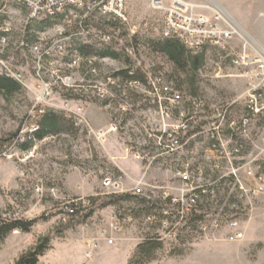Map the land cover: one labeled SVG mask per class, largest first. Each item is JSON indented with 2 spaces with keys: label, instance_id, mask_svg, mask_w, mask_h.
Instances as JSON below:
<instances>
[{
  "label": "rangeland",
  "instance_id": "374dc122",
  "mask_svg": "<svg viewBox=\"0 0 264 264\" xmlns=\"http://www.w3.org/2000/svg\"><path fill=\"white\" fill-rule=\"evenodd\" d=\"M180 1L191 5L193 8L189 11L194 15L208 17L212 14L209 8L218 3L236 26L234 50L264 57V0ZM3 9L16 12L11 19L12 30L7 34L9 42L2 49L6 50L4 66L21 88L11 95L0 93V141L5 147L0 152V221L23 219L33 220L34 224L28 232L16 230L0 241V264H13L21 253L44 236L50 238V248L37 264H264V192L256 194L251 189L252 182L247 173L249 157L254 150H250L244 163L237 166L249 208L242 211L235 228L226 223L216 226L208 221L206 229L201 231L200 225L193 227L186 222L161 226L149 220L143 205L138 202L140 196L135 193L147 188L162 189L174 198H183L185 203V195L192 188L188 174L158 167L150 157L132 150V144L126 141L129 135L131 141L136 138L138 130L134 125L127 124L129 135L123 138L118 130L111 128L109 110L102 104L87 102L81 96L77 87L83 79L81 66L76 65L69 71L65 69L58 76L50 72L43 78L45 82L36 79L26 52L36 59L39 53L32 47L38 41L25 48L26 13L17 2L3 3ZM126 12L127 21L119 22L95 11H77L78 18L85 22L80 24L68 11L70 25L54 28L62 22L61 16L59 23L40 33L46 32V39L53 43L61 31L65 33L69 37L63 41V48L67 52L71 49V55L78 56L71 39L93 51L108 47L116 53L124 52L135 69L137 67L148 75H162L178 86L184 96L203 98L209 104L233 102L239 106L243 103L241 98L248 90V84L257 79L241 75L239 63H234L238 60L235 56H227L230 65L226 64L225 69L209 70L226 59L225 46L207 48L203 53L185 49L184 62L177 66L152 48L153 42L163 39V11L149 7L145 0H128ZM41 19L45 17L35 21ZM104 35H111V41H103ZM39 37L40 34L38 40ZM126 46L133 50L129 47L126 51ZM48 54L52 57L46 56V60L66 61L63 51L48 50ZM108 58L98 63L97 74L110 75L117 67L125 66L120 60ZM263 70L264 67L257 69L256 74L260 75ZM57 83H61V87L53 89ZM64 86L69 89L67 92L62 90ZM99 86L107 91L103 85ZM132 93L135 100L139 98L136 92ZM42 94H48V98L41 104L39 113L44 108L53 109L74 122L79 116L80 123L75 126L73 122L74 128L65 122L61 132L34 140L27 150H22L19 145L22 138L18 144L9 147L7 140H15V134L22 137L32 131L34 117L29 111L38 105L37 99ZM160 113H144L152 144L157 140L153 137L158 131L156 125L160 123L163 129L164 123L171 122L166 117L160 119ZM28 115L30 118L26 120ZM89 128L94 131L93 135ZM96 131L104 132V138L99 142L94 136ZM254 138L264 151V129ZM231 168V164H226L224 169ZM106 177L109 181H105ZM198 177L194 181L202 183L203 177ZM123 194L133 198H116ZM103 203L106 204L102 206ZM72 204L78 205V209H71ZM159 206L158 202L157 208ZM88 211L91 215L84 218ZM209 215L214 213L211 211ZM170 228H174L175 235H168ZM238 232L241 237L236 235ZM150 239L158 246L138 255L139 245H147Z\"/></svg>",
  "mask_w": 264,
  "mask_h": 264
},
{
  "label": "built area",
  "instance_id": "2783aa9c",
  "mask_svg": "<svg viewBox=\"0 0 264 264\" xmlns=\"http://www.w3.org/2000/svg\"><path fill=\"white\" fill-rule=\"evenodd\" d=\"M3 1L0 0V29L12 30L11 19L16 12L3 9ZM74 1H82L80 12L103 13L110 12V9H117L119 13H122V20L118 21H127L126 3L128 0H13V2H18L26 13V24L32 22L34 15L52 13L58 16V19H61L62 16L61 20L65 21V24L62 22L56 24V28H65L71 23V21L69 23L67 14L63 13V6H70V15L75 18L74 21L79 20L80 24L84 22L83 19L78 18L77 11L71 9V2ZM145 1L149 7L163 11L161 31H168L171 35H175L186 49L189 45H196L197 51L203 48H214V45H223L226 50V58L235 56L239 60L238 70L241 75L247 76L248 79L256 77L257 81L248 84L249 88L241 98L243 100L241 105L247 110L244 115L231 118L228 121L226 108L233 102L209 104L203 98L184 96L179 89H175L160 74L148 75L146 73L144 74L145 83L130 82L118 90L119 77H116L115 74L121 69H130L129 66L117 67L110 75L97 74L98 63L108 59L97 55L85 57L76 56L74 53L71 55L72 53L63 48V41H66L69 36L62 31L56 36V43L46 39V32L40 33L38 43L34 45V50H38L39 53L36 59L32 53L26 52L29 63L32 65L33 74L35 73L34 77L42 81L45 76H49L50 72L51 74L56 73L58 76V74L64 73L65 69L69 71L76 65L81 66L84 69V72L81 73L83 79L77 83V87L82 93L81 96L85 97V101L104 105L109 110L111 128L118 130L123 138L129 135L126 131L127 124L134 125L138 130L135 133L136 138L131 141L129 135L126 142L132 144L133 149L132 147L131 149L136 154L150 157L158 167H165L177 174H188L187 180L192 183L191 190L185 195V203L183 198H174L171 196L172 194L162 189L147 188L146 191L142 190L139 194L138 192L133 193L146 199L161 198L162 201L169 199L165 203L163 214L177 213L180 215V220L195 210L203 216L201 231L206 229L208 221H212L216 226L226 223L235 228L240 221L242 211L249 208L246 200L247 193L237 166L244 163L250 150H254V153L249 157L250 165L247 169L252 182L251 189L256 194L264 192V151L263 148L257 146L254 138L262 128L264 129V70L260 75L256 74L257 69L264 67V57L259 54L249 56L245 50H234L233 38L236 35V26L232 23L229 13L218 3H213L209 8L212 14L208 17L202 14L194 15L189 11L193 7L180 0H168V4H164L166 0ZM82 31L84 32V30ZM111 38V35H104L103 41L110 42ZM22 45L20 46L22 47ZM126 47L128 48L124 49L128 51L130 46ZM130 49L133 50L131 47ZM47 50L65 52L66 61L46 60ZM5 53L6 50L2 49V43H0V68L2 67V74L9 76L10 72L4 66L6 64ZM252 53L255 51L253 50ZM67 57H74V64H67ZM225 68L224 64L218 63L213 68L210 67L209 70L221 71ZM131 70L135 71L137 67L136 69L133 67ZM129 73L131 74V72ZM57 84L53 89L61 87V83L58 84L59 86ZM99 85H103L107 91L101 89ZM65 88V86L62 87V90ZM53 89L50 88L51 93ZM65 90L67 92L69 89ZM129 91L136 92L139 96L138 104L135 105L130 101ZM47 98L48 94L44 96L42 94L37 99L38 105L29 111L32 117L41 111V104H45ZM147 111L161 112L160 119L166 117L168 121H171L167 125L164 123L166 127L163 129H161L160 123L156 125L158 131L153 137L157 140L153 144L145 120L144 113ZM31 127H35V125L32 124ZM88 131L93 135L94 131L91 128ZM103 135V131H96L94 136L99 142L104 138ZM237 140L242 142H237ZM254 146H256L255 149ZM245 148H248L247 152L243 151ZM226 164H231L232 168L225 170ZM211 174H214L216 181L220 182L221 187L218 190L213 188L215 181L212 182ZM198 175L203 177L202 183L194 181L199 178ZM105 181H109V179L107 178ZM197 191L202 194L209 193L212 196L213 200L210 206L196 208L199 196ZM154 193L157 194L154 195ZM217 194L223 197L216 199ZM211 211L214 213L213 216L209 215ZM162 224H169V221L163 220ZM171 231L172 228L167 231L169 236L174 235L171 234ZM236 235L241 237L240 232Z\"/></svg>",
  "mask_w": 264,
  "mask_h": 264
},
{
  "label": "trees",
  "instance_id": "16d2710c",
  "mask_svg": "<svg viewBox=\"0 0 264 264\" xmlns=\"http://www.w3.org/2000/svg\"><path fill=\"white\" fill-rule=\"evenodd\" d=\"M53 19V20H52ZM113 19V18H112ZM116 20V19H115ZM35 21V20H34ZM32 21L27 26H25V34H24V45L25 48L30 47L31 45L36 43L38 41V34H40V31H44L45 28L53 25L54 23H58L60 19H58V16L55 17H47L45 19H41V21ZM118 21V20H117ZM85 22H83L84 24ZM3 31L0 29V35H3ZM70 42L74 44V50H76V53L80 55L81 57L89 56V55H97L99 57H110L112 59H117L120 60L124 65H128L130 69H121L119 70L115 76L119 77V88L118 90L121 89V87L127 83H145L146 78L144 73L141 71V69H137L135 71H132L131 68L134 66L131 65V61L127 56H125L124 52L122 53H116L114 50L108 47H101L98 50H91L90 47L88 46H81L79 43L73 42L71 39ZM23 45V46H24ZM152 48L155 51L163 53L171 62H173L175 65L179 66L182 65L184 62V51L185 47L183 44L180 43V40L177 38L173 37H163L162 40L153 42L152 43ZM218 47H215L213 49H217ZM193 51H197V49H190ZM207 48H203L202 50L199 51V53H203V51ZM212 49V48H209ZM220 49V48H219ZM68 52L71 53L72 50L68 49ZM230 60L228 58L224 59V61L220 62L226 66L230 65ZM131 72V74L129 73ZM126 86V85H125ZM172 86L175 89H179L178 86L173 85ZM21 88L20 83L14 79L11 76H7L5 74L0 73V93H3L5 95H11L16 91H19ZM116 89V87H114ZM128 96L131 99V102L133 104H138L140 101L138 97L136 100L134 99V95L132 91L128 92ZM246 109L244 108L243 105H230L226 108V113H227V120L231 118H238L241 115H244L246 113ZM37 117L32 118V123L35 125V127L31 128V132H26L22 137L17 136L15 134V140L9 139L8 146H13V143L18 144L19 140L22 138V142L19 143L20 147L22 150H27L29 147H31V144L34 140H40L44 138L47 135H53L56 133L61 132L62 127L65 122H69L70 127H74L73 121L71 119H66L64 117V114L57 113V111H53L52 109L44 108L42 113H36ZM30 118L29 115L26 117V120ZM31 123V124H32ZM19 138V139H18ZM237 142H242L241 140H237ZM8 147V148H9ZM5 147L0 141V152H2ZM244 152L248 151V148L243 149ZM211 179L213 183V188L219 189L221 187L220 182L216 181V176L214 174H211ZM199 196L197 198V203H196V208L201 209L204 206H210L213 198L212 196L207 193V194H202L200 191L196 192ZM129 196V197H128ZM135 196V194H134ZM140 196V195H138ZM133 198L131 195L123 194L116 196L117 199H123V198ZM223 197L222 195H216L217 198ZM150 198L146 199L142 196L138 199V202L143 205V208L145 209L146 213L148 214L149 220H152L153 222H157L160 225L162 224L163 220H168L169 224L170 223H177V222H186L193 227H196L200 225V227L203 226V216L197 212L191 211L187 215L183 216V218L180 220V215L179 214H168L164 215L163 214V208L165 206V203L169 201L163 200L160 201L159 199ZM159 202V209L157 208ZM106 203H103L102 206H104ZM78 205L72 204L71 209H78ZM67 208H65L66 210ZM155 212H154V211ZM153 211V212H152ZM91 212L88 211L83 217L86 218L87 216H90ZM34 224L33 220H23V219H10V220H2L0 221V241H2L8 234H10L13 231H21V232H28L32 225ZM162 226V225H161ZM174 228H172L171 234H174L173 231ZM50 238L48 236L41 237L37 240V242L34 244L33 247L29 248L25 252L21 253L17 259L13 262V264H37L38 260L41 256L44 255V253L50 248L49 245ZM144 244V243H143ZM139 245L138 247V255H143V253H148L149 251L155 249L158 245L155 242V240L150 239L147 245Z\"/></svg>",
  "mask_w": 264,
  "mask_h": 264
},
{
  "label": "bare ground",
  "instance_id": "6f19581e",
  "mask_svg": "<svg viewBox=\"0 0 264 264\" xmlns=\"http://www.w3.org/2000/svg\"><path fill=\"white\" fill-rule=\"evenodd\" d=\"M13 2V0H4L3 3H11ZM18 3V2H17ZM71 9H73V11H80V9H82V1H74V2H71ZM68 11H70V6H63V13H67ZM102 14V16H110L111 18H114V19H117V20H122V13H119L117 11V9H110V12H103V13H100ZM54 15V16H53ZM55 17V14H52V13H43V15H34L32 16V20H35V19H38V18H41V17ZM100 16V15H99ZM56 27V25L54 26V28ZM3 31V35H0V43H2V47L3 45L7 44L9 42V39H8V32L10 31V29H1ZM162 36L163 37H175L177 38L175 35H171V33H169L168 31H163L162 32ZM180 40V39H179ZM214 47H223V45H214ZM34 48V46L32 47V49ZM188 48L190 49H197V46L196 45H189ZM52 54H48V50H47V53H46V56H49V57H52L51 56ZM80 56V55H78ZM105 59H109L108 57H103ZM237 59V58H235ZM234 63L238 64L239 63V60H235ZM67 64H74V57L71 58V59H67ZM0 73H2V68H0ZM80 117L78 116L76 119L77 121H73L74 122V125L76 126L77 125V122L80 123ZM97 245V244H96Z\"/></svg>",
  "mask_w": 264,
  "mask_h": 264
}]
</instances>
